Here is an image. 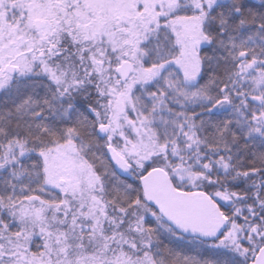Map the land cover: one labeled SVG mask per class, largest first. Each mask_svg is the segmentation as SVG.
Here are the masks:
<instances>
[{"label":"snow or ice","instance_id":"obj_1","mask_svg":"<svg viewBox=\"0 0 264 264\" xmlns=\"http://www.w3.org/2000/svg\"><path fill=\"white\" fill-rule=\"evenodd\" d=\"M0 264H264V0H0Z\"/></svg>","mask_w":264,"mask_h":264}]
</instances>
